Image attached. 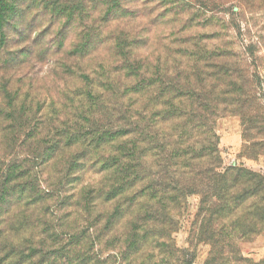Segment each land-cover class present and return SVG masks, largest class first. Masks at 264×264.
I'll use <instances>...</instances> for the list:
<instances>
[{"label":"rangeland","instance_id":"374dc122","mask_svg":"<svg viewBox=\"0 0 264 264\" xmlns=\"http://www.w3.org/2000/svg\"><path fill=\"white\" fill-rule=\"evenodd\" d=\"M255 2L162 0L144 7L149 18L136 26L140 36L154 37L140 53L166 57L180 49L173 41L189 37L233 51L232 69L243 75L246 93L241 113L216 117L219 170L264 175V0ZM80 33L66 37L61 52L35 51L26 60L19 51L45 43L37 28L27 36L9 28L0 43V264H205L212 246L199 239L201 194L167 210L158 176L135 185L121 173L128 136L96 142L100 129L108 139L129 129L119 125L130 99L124 90L100 92L99 83L123 64L109 45L98 44L93 60L73 52ZM12 52L17 59L5 62ZM63 65H75L74 73ZM121 179L125 187L115 189ZM238 250V264H264V230L238 242Z\"/></svg>","mask_w":264,"mask_h":264},{"label":"trees","instance_id":"16d2710c","mask_svg":"<svg viewBox=\"0 0 264 264\" xmlns=\"http://www.w3.org/2000/svg\"><path fill=\"white\" fill-rule=\"evenodd\" d=\"M139 1L0 0V43L5 45L9 28L21 36L37 28L38 39L45 43L40 41L37 49L25 46L19 51L27 56L24 60L35 51L45 57L50 52H61L70 34L77 32H81V39L72 47L81 57L90 56L93 60L91 51L98 44L109 45L115 62L123 66L114 77L99 83L100 92L105 95L113 88L118 94L124 90L122 96L130 99V107L126 111L121 109L125 119L119 126L129 129H119L116 139L106 138L100 129L96 142L128 136L129 140L123 142L127 147L123 152L128 151V155L121 173L131 174L135 185L158 176L157 192L167 199V210L183 202L186 195L200 193L196 223L199 239L212 246L205 264H238L242 261L238 242L264 230V175L240 167L220 171L214 129L220 113H241L246 93L243 75L232 69L234 54L225 43L203 44L204 41L189 37L173 41L180 49L166 57L138 52L140 48L148 49L144 43L154 37L148 33L140 36L136 20L149 18L144 13L147 6L162 0H142L138 4L143 7L138 9L139 5L133 4ZM255 1L243 0L252 7ZM229 25L234 26L231 21ZM16 59L14 52L4 57L7 63ZM64 67L66 74L74 73L75 65ZM83 76L90 77L85 73ZM92 89L89 91L93 92ZM118 102L122 107L126 103L121 99ZM54 149L45 150L44 156L49 159ZM117 184L115 189L125 187L122 179ZM6 243L10 245V241Z\"/></svg>","mask_w":264,"mask_h":264}]
</instances>
